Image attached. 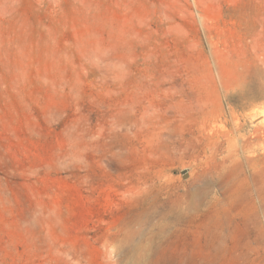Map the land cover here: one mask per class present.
<instances>
[{"label":"rangeland","instance_id":"374dc122","mask_svg":"<svg viewBox=\"0 0 264 264\" xmlns=\"http://www.w3.org/2000/svg\"><path fill=\"white\" fill-rule=\"evenodd\" d=\"M0 264H264V0H0Z\"/></svg>","mask_w":264,"mask_h":264},{"label":"bare ground","instance_id":"6f19581e","mask_svg":"<svg viewBox=\"0 0 264 264\" xmlns=\"http://www.w3.org/2000/svg\"><path fill=\"white\" fill-rule=\"evenodd\" d=\"M216 125H217V124H216ZM243 137H244V136H242L241 139H243ZM233 144H234V143H233ZM234 145H235V144H234ZM240 145H241V144H240ZM235 146H236V145H235ZM235 146H234V147H235ZM231 147H232V146H231ZM225 149H226V148H225ZM251 150H252V149H251ZM247 152H248V151H247ZM253 152H254V151H253ZM249 153H251V152H249ZM241 154H242V153H241ZM234 155H235V154H234ZM234 155H232V156H234ZM245 155H246V154H245ZM252 155H253V154H252ZM248 156H249V154H248ZM228 157H229V156H228ZM244 157H245V156H244ZM237 160H238V158H237ZM237 160H235V163L237 162ZM209 184H210V183H209Z\"/></svg>","mask_w":264,"mask_h":264}]
</instances>
